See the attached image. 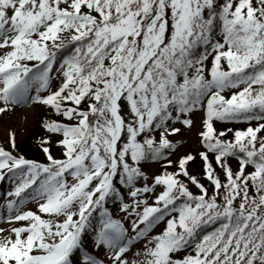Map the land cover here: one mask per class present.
<instances>
[{"label":"snow or ice","instance_id":"6c2138e0","mask_svg":"<svg viewBox=\"0 0 264 264\" xmlns=\"http://www.w3.org/2000/svg\"><path fill=\"white\" fill-rule=\"evenodd\" d=\"M17 105L44 110L47 162L9 130L0 264H264V0H0Z\"/></svg>","mask_w":264,"mask_h":264},{"label":"rangeland","instance_id":"374dc122","mask_svg":"<svg viewBox=\"0 0 264 264\" xmlns=\"http://www.w3.org/2000/svg\"><path fill=\"white\" fill-rule=\"evenodd\" d=\"M227 96V95H226ZM42 111V107L40 106H33V105H28L26 107H21L19 105L14 106L10 112L6 114H0V146H4L5 148L9 147V130H12L15 132V140L16 142L26 138L28 133L36 126V121L38 119V115ZM199 116L200 114L198 113L196 116V127L192 129V131H185L182 130L181 136H172L170 139H182L185 142L186 147L180 148V152H184L185 150H196L199 148V145L197 144V139L195 136V133L197 129L199 128ZM54 156H60L58 153H54ZM199 158H197L198 160ZM200 161V160H199ZM230 163L232 164L233 168L236 167L235 164H233L231 161ZM193 165L190 162V171L193 169ZM144 168L146 171L149 173L151 172H156L159 170V166H153L151 164H146L144 165ZM69 180H71V177H68ZM12 184L9 182L7 178L0 179V204L3 203L5 199V194L11 190ZM11 198V197H8ZM152 201L149 200V203ZM28 208H35V205L33 203H28L26 205ZM114 215L118 216H123V213H117L116 212V206L113 205L112 208H110ZM125 226H128L129 222L127 220L124 221ZM18 226L17 222L15 221H7L0 219V236H4L8 234L9 230L11 227ZM160 226H157L154 231H159ZM143 247V241H140L136 243L132 249L131 252L128 253L130 259L133 258V253L137 249H142ZM91 251V249H90ZM98 255H101V253H95Z\"/></svg>","mask_w":264,"mask_h":264},{"label":"trees","instance_id":"16d2710c","mask_svg":"<svg viewBox=\"0 0 264 264\" xmlns=\"http://www.w3.org/2000/svg\"><path fill=\"white\" fill-rule=\"evenodd\" d=\"M236 90V89H228L225 90L223 93L224 95H229L231 91ZM43 109L38 115V119L36 121V126L28 133L26 138L16 142V149L14 154H22L26 159H34V160H39L41 162H47L46 157L42 150L39 147V140L38 138L41 137L44 134L43 129L40 127V118L41 115L43 114ZM253 125L257 123L256 121L251 122ZM217 128L220 127H229V128H245L247 126V122H230V123H224V122H216ZM16 141V140H15ZM9 150H11V146L9 143ZM52 154L54 153H61V149L56 146L55 144L52 145L51 148ZM230 161L233 164H237V161L234 158H230ZM202 170V165L199 159L196 161V163L193 165V169L191 170L195 174H199ZM193 191H196L195 188H193ZM107 207L112 208L113 204L110 202Z\"/></svg>","mask_w":264,"mask_h":264}]
</instances>
